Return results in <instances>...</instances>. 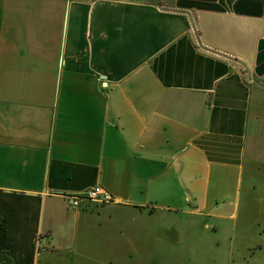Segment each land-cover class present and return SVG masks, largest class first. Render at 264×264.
<instances>
[{
  "label": "crops",
  "instance_id": "0c3cea01",
  "mask_svg": "<svg viewBox=\"0 0 264 264\" xmlns=\"http://www.w3.org/2000/svg\"><path fill=\"white\" fill-rule=\"evenodd\" d=\"M96 184L114 202L67 206ZM242 206L264 211V0H0L13 264H104Z\"/></svg>",
  "mask_w": 264,
  "mask_h": 264
},
{
  "label": "rangeland",
  "instance_id": "374dc122",
  "mask_svg": "<svg viewBox=\"0 0 264 264\" xmlns=\"http://www.w3.org/2000/svg\"><path fill=\"white\" fill-rule=\"evenodd\" d=\"M235 223L233 228H228L218 222L216 233L198 228L185 243L179 241L178 235L160 238V245L153 244L154 241L149 245H138L142 249L140 254L121 251L112 259L106 258L104 264H264V211L242 206ZM231 236L233 258L228 255ZM256 244H263V250H254L250 255L246 246L254 247ZM156 247H163L165 254L160 250L157 253Z\"/></svg>",
  "mask_w": 264,
  "mask_h": 264
},
{
  "label": "built area",
  "instance_id": "2783aa9c",
  "mask_svg": "<svg viewBox=\"0 0 264 264\" xmlns=\"http://www.w3.org/2000/svg\"><path fill=\"white\" fill-rule=\"evenodd\" d=\"M63 197L67 206L73 209H81L85 202L97 204L114 202L113 195L101 184H96L81 193L65 194Z\"/></svg>",
  "mask_w": 264,
  "mask_h": 264
},
{
  "label": "trees",
  "instance_id": "16d2710c",
  "mask_svg": "<svg viewBox=\"0 0 264 264\" xmlns=\"http://www.w3.org/2000/svg\"><path fill=\"white\" fill-rule=\"evenodd\" d=\"M0 264H13L12 259L5 250L0 252Z\"/></svg>",
  "mask_w": 264,
  "mask_h": 264
}]
</instances>
